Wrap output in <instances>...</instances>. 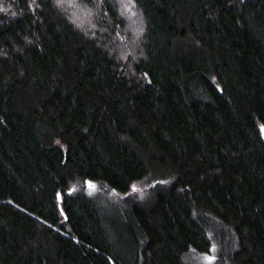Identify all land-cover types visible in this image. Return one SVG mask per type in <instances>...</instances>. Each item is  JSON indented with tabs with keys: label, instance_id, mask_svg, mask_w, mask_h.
<instances>
[{
	"label": "trees",
	"instance_id": "1",
	"mask_svg": "<svg viewBox=\"0 0 264 264\" xmlns=\"http://www.w3.org/2000/svg\"><path fill=\"white\" fill-rule=\"evenodd\" d=\"M63 1L0 0V264H57L41 246L61 237L60 264H186L216 243L264 264V0H129L124 63L117 1ZM150 175L165 186L134 202Z\"/></svg>",
	"mask_w": 264,
	"mask_h": 264
},
{
	"label": "rangeland",
	"instance_id": "2",
	"mask_svg": "<svg viewBox=\"0 0 264 264\" xmlns=\"http://www.w3.org/2000/svg\"><path fill=\"white\" fill-rule=\"evenodd\" d=\"M63 1V0H62ZM117 5L120 9V17L124 20V27L114 34H112L109 41L107 40L108 46L112 47L114 52H118V55L122 62L126 60L137 59L139 55L140 35L142 32L141 19L129 0H116ZM64 2V1H63ZM63 11L69 14L73 22L79 27L86 28L91 32L96 31L97 28L94 26V22H99L98 16L95 15L93 10H89L80 4H72L70 1L65 4ZM165 186L164 180L155 175H150L145 179L136 182L132 186L133 201L137 203H147L152 198V195L156 190ZM100 197V205L103 208L104 218L106 220H119L118 214L120 212V205L123 203V198L114 193L97 195ZM115 204L117 206H115ZM57 245L60 250L59 254L53 251V248ZM41 250L48 259V261L57 262L60 264L61 260L66 254L65 241L61 238L56 241L48 243V245H42ZM226 250V249H225ZM186 264H230L227 254L220 251L218 244H214L213 250L208 255H202L190 250L184 256Z\"/></svg>",
	"mask_w": 264,
	"mask_h": 264
},
{
	"label": "snow or ice",
	"instance_id": "3",
	"mask_svg": "<svg viewBox=\"0 0 264 264\" xmlns=\"http://www.w3.org/2000/svg\"><path fill=\"white\" fill-rule=\"evenodd\" d=\"M4 9L3 8H0V11H3Z\"/></svg>",
	"mask_w": 264,
	"mask_h": 264
}]
</instances>
